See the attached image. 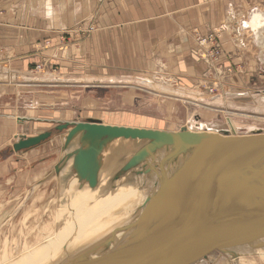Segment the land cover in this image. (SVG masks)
I'll return each mask as SVG.
<instances>
[{"label":"rangeland","instance_id":"rangeland-1","mask_svg":"<svg viewBox=\"0 0 264 264\" xmlns=\"http://www.w3.org/2000/svg\"><path fill=\"white\" fill-rule=\"evenodd\" d=\"M0 2H2L0 3V17H5V20L0 21V84H6L0 85V166L2 165L7 171V173L5 171L2 173L0 168V248L6 244L12 246L18 243L23 244L26 239L35 241L36 234L35 232L30 233V230L36 225L43 228L49 223L50 227L57 228L50 214L58 211L57 209L61 206H68L71 202L66 187L72 181V177H77L81 182L79 188H83L84 181L80 179L78 173L74 175V169H76L74 162L66 174L62 177L57 175L62 165V156L66 153L64 149H68L72 143L66 147L68 131H58L56 126L60 123L84 122L91 116H98L104 119L105 125L159 129L169 132H177L184 127L197 133H201L203 129L222 128L235 129L238 131L236 135L240 136L243 132L244 135L251 132V129H264V32L258 40L254 30L246 25L256 16L264 18V0L246 2L244 7L242 4H233L231 8L229 6L225 22L211 28L212 31L219 33L220 40L224 33L230 36L228 41L231 43V48L228 51L226 48L223 50L221 59V62L225 59L229 60L230 64L227 66L223 65L219 68L209 58L206 57V59V53L199 46L198 39L196 42L194 36L196 30L190 29L195 45L191 50L195 51L194 61L201 62L205 66L204 72L200 73L199 77L188 81L185 79L188 78L187 76L183 78L169 76L166 73L170 70L161 63L151 65L146 62L138 65L141 67L140 70L127 68L126 72L122 70L112 72L111 77L116 78L112 83L93 80L95 78L88 77L90 76L88 73L80 70L81 66L77 67L79 69L65 72L66 74L60 73V64L64 60H69L72 49H76L81 56H85L82 44L76 45L79 43L75 40L76 34L81 35L78 39L82 40L95 31L91 30L95 26L91 25L87 29L73 26L52 33L50 21H37L39 17L45 19V15L47 19L53 16L54 9L58 5H53L52 0H0ZM59 10L61 11L62 7H59ZM40 27L46 28V31L37 32V40L32 41L30 32H35ZM17 31H26L29 36L28 47L32 46L36 51H50L51 53L47 55H51L52 60L43 58L36 64L34 70L30 71L22 72L13 69L14 65H9V59L14 62L19 58L15 57L14 53H11L9 57L4 56L6 48L2 45L8 33L18 37L16 36ZM74 32L77 33L74 34ZM200 35H203L201 31ZM41 64L43 69L38 70L37 66ZM91 65L93 67L96 65L93 60L89 68ZM175 67L171 72L177 74L179 68L177 65ZM118 68L122 67L114 65L110 70ZM92 70L96 74L95 70ZM27 83L43 85L44 87L34 88L37 92L41 90L38 94H43V96L32 98L35 91L29 92V88H25ZM100 85L116 86L107 89ZM125 87H136L131 93L133 100L128 102L129 105L123 102L126 99L123 94L130 91L123 89ZM211 89H215V93H211ZM54 93L59 97L52 98ZM219 97L221 100L215 101ZM42 113H55V116L50 118L59 119V121L47 124L42 121L20 120V118ZM11 115L17 123V137L13 136L10 130L9 125L12 121H8L4 126L7 116ZM6 130L11 131L5 134L7 139L3 136ZM45 131L52 132L50 140L27 151H13L14 143L18 142L22 136H38ZM232 135L235 134L232 133ZM146 143L147 141L144 140L119 139L107 144L104 148H107L109 153L106 163L101 166L97 188L100 187L101 182L107 181L103 192L106 190L108 193L116 188L117 181L123 175L133 178V184L139 183L140 176H143L142 178L146 176L152 182L148 188L147 197L155 194L160 181L157 177L163 174H152L150 177L149 174L140 173L150 168L151 165L157 167L161 165V160L171 153V148H165L163 153H159L160 155L156 153L148 157L128 172L124 171L129 160ZM73 153L69 157H74ZM107 195L111 196V193ZM128 200L127 198L129 205L120 203L122 208H132L134 203ZM25 219L27 223L23 225ZM129 223L130 221L123 224ZM128 232L131 231L124 230L122 225H118L114 230L95 233L89 237L87 242L60 247L56 250L57 252L61 250L60 253L46 252L48 260L43 264H55L51 261L60 263L63 261L61 260L63 254L68 258L73 254L72 251H75L74 254L78 253L83 247H86L83 251H89L90 248L100 246L103 242L118 235L130 242L137 235H128ZM13 250L11 249L12 253ZM238 251L234 252L238 253ZM232 253L227 249L216 251L206 260L203 259L194 264H264L256 248H251L249 251L245 248L240 249L239 255L236 254L240 257L238 259Z\"/></svg>","mask_w":264,"mask_h":264},{"label":"water","instance_id":"water-1","mask_svg":"<svg viewBox=\"0 0 264 264\" xmlns=\"http://www.w3.org/2000/svg\"><path fill=\"white\" fill-rule=\"evenodd\" d=\"M56 129L68 131L66 147L82 133L80 144H88L74 150V165L80 179L87 180L92 189L100 181V155L115 139L147 141L129 160L125 172L163 148L172 151L163 157L161 166L184 157L170 178L164 175L166 180L148 198L146 213L135 225L141 222L150 228L118 249L103 251L99 259L90 261L89 257L81 264H194L227 249L237 239L252 244V231L264 225L263 130L243 136L225 129L197 133L184 127L169 132L105 125L93 118L60 123ZM51 136V131L22 136L13 151L36 148ZM152 168L140 174H148Z\"/></svg>","mask_w":264,"mask_h":264},{"label":"crops","instance_id":"crops-1","mask_svg":"<svg viewBox=\"0 0 264 264\" xmlns=\"http://www.w3.org/2000/svg\"><path fill=\"white\" fill-rule=\"evenodd\" d=\"M52 1L53 5H58V7L54 9L53 16H51L50 19H47V15L44 16L45 19H40L41 17L37 18V21L40 22L50 21V30L52 33H57L67 27L73 26H75V28L80 26L85 29L89 28L91 25L95 26V31L90 33L87 37H84L82 40L78 39L81 38V35H79L77 32H74V34L77 33L75 40H78L77 42H79L76 45L82 44L85 56H81L79 51L72 49L69 60H64L65 62L62 61V64H60V73L66 74L65 72L79 69L77 67L81 66L82 69L80 70H84L86 73H88L90 75L88 77L95 78L93 80H101L103 82L112 83L116 79L113 76L111 77L112 72H121V70L126 72L127 68H130L129 70H140L141 67L138 65L146 62L150 63L151 65L155 63H161V65H164L170 70V72H167L166 75H173L178 78L187 76L188 78L185 79L188 81H193V78L195 79V77H199V74L204 72L205 66L201 62L197 63L194 61L196 56L195 51L191 50L195 45L190 31L192 29L196 30L194 31V36L197 42V39L201 36L200 31L203 33L202 36H206L212 32V27L220 26L225 22L226 13L227 10H229V6L231 8L233 4H242V7H244L246 2L248 3L252 0ZM0 3L2 4V2ZM59 7H62L61 11L59 10ZM2 20H5V17H0V21ZM44 31H46V28L40 27L35 32H30L32 33L30 34L32 41L37 40V32ZM17 32L18 33H16V36L18 37L8 33L6 38L3 40L4 44L2 45L6 48L4 50V56L9 57L11 53H14V56L19 58L14 62H12V59H9V65H14L13 69L22 72L30 71L34 70L36 64H38L43 58L52 60L51 55H47V53H51L50 51H36L33 50L32 46H30V48L28 47L29 36L26 31ZM229 38L230 36L228 33L223 34L222 40H220L223 50L226 48L228 51L231 48V43L228 41ZM191 54H193V56H191ZM46 55L49 56V58ZM86 58H88V60H86ZM92 60L96 64L95 67L97 68L93 67L92 65L91 68L95 70L96 74H94L93 70L89 68ZM226 60L228 59L222 61V64L225 66L230 64L229 60ZM174 62L177 64H174ZM82 65L84 66L82 67ZM114 65L121 66L122 68L110 70ZM175 65H177L179 68L177 69V74L171 72L176 68ZM99 76L101 77L97 78ZM233 81H235L234 78ZM0 85L4 86L6 84L2 83ZM42 86L43 85L28 83L25 84V88H29V92H32L33 90L35 91V93L31 96L34 99H36L38 96H43V94H38V92L41 90L37 92V89H34L35 87L39 88ZM100 86H103L107 89H112L116 85ZM135 88L136 87L123 88L125 90H130L123 94V96L125 95L126 98L123 101L125 105H129L128 102H132L133 98L131 93L135 90ZM53 95L54 96H52V98L59 97L56 93ZM220 100L221 98L219 97L215 101ZM54 116L55 113H42L40 115L33 114L32 117H26V119L30 122L42 121L47 124L49 122L50 124L57 120L59 121V119L54 120L50 118ZM57 117L59 118L58 115ZM90 118L101 120L106 123L102 117L91 116ZM8 121H12V124L8 125L11 127L10 130L12 131V135L17 137V123L13 119L12 115L7 116L4 126L7 125ZM220 130L224 129H208L207 131L216 132ZM251 130V132L246 134H253L260 130L264 131L263 128ZM11 131L6 130L3 136H5L7 132L10 133ZM5 138L7 139L6 136ZM0 168L2 173H4L3 171L5 170L2 165ZM5 173H7V171H5ZM165 178L166 177L164 175H159L157 177L158 181L160 180L159 185ZM149 183L152 184L151 181Z\"/></svg>","mask_w":264,"mask_h":264},{"label":"bare ground","instance_id":"bare-ground-1","mask_svg":"<svg viewBox=\"0 0 264 264\" xmlns=\"http://www.w3.org/2000/svg\"><path fill=\"white\" fill-rule=\"evenodd\" d=\"M246 25L254 30L255 36L258 40H260L261 34L264 32V18L256 16V18H254L248 24L246 23ZM185 128L188 129V127ZM228 131L231 132V135L232 133L235 135L238 134V131L235 129H230ZM82 137V133L77 134L70 147L66 150L64 149L66 153L64 152L65 154L62 156V165H60V172L58 171L57 175L62 177V175L66 174L69 168H71V165L74 162V157L69 159V155L73 153L74 149L76 150L79 147H87L88 143L80 144V139H82ZM117 140L119 139H115L114 141ZM164 149L165 148L158 150L157 155L159 153H163L162 151H164ZM103 150L104 151L99 158V164L101 166L106 163V158L109 153L107 148H104ZM110 158L113 159L112 157ZM183 159L184 157L180 156L165 163L163 166H154V168L150 169L148 174L151 177L152 174L155 175L157 173H162L167 178H170L183 164ZM76 173V169H74L75 176ZM142 177L143 176H140V178H138V184H133V178L124 177L123 175L121 179L117 181L116 188L112 192L108 193L106 190L103 192L107 181L101 182L99 188L92 189L89 186V182L86 180L84 181L83 188H79L81 185L80 180L77 177H72V181L66 187L67 193L71 198V202L69 203L68 201V206H61L60 209H57L58 211L50 214L53 218L52 222H54V224L58 227L56 228L53 225L54 228H52L48 225L49 223L45 225L43 224V228L36 225V227L30 230V233L35 232L36 234L35 241H29L26 239L23 244L18 243L15 246L6 244L4 247H1L0 264H43L46 260H48L47 255L45 254L46 252L50 251L51 254H54L57 252L56 250L62 246H72L74 243L87 242L91 235L107 230H114L117 225L126 223L128 221H130L129 224H122V228L124 230L129 229V231H131L127 233L128 235H137L140 231H146V229L150 228V224L144 225L140 222L137 226H135L140 218L145 215L148 206L146 203L149 198L147 197V194L149 193L148 188L151 183H149V178H146V176H144V178ZM164 180H166V178ZM109 193H111V196L107 195ZM127 198L129 199L128 201L134 203L132 208H129L130 210L127 209L128 207L125 209V207L122 208L120 205V203H122V205L123 203L129 205V203L126 201ZM26 221L27 220L25 219L23 225L27 223ZM154 224L156 223H152V226H154ZM252 232V244H248L246 241H242V239H240L236 243L227 247L228 252H233L232 254H234L235 257L236 254L239 255L240 249L243 250L245 248L246 251H249L251 248H256V251L258 252L257 254H260L261 259L264 260V225L262 228L254 229ZM5 241L7 242V240ZM128 241L129 240L125 237L118 235L113 239L103 242V244L100 246L94 248L92 247V249L90 248L89 251H83V249H86V247L79 249L78 253L75 254V251H72L73 254L68 258L67 256L65 257L63 253H61L63 254L61 256V260L63 261L61 262L59 260L60 263L51 261V263L81 264L80 262L89 257L90 261L97 260L103 254V251L108 249H118L123 244H127ZM11 249H14L13 253ZM235 250H239L238 253L234 252ZM60 251L61 250H59L57 253H60ZM237 255L235 258H240Z\"/></svg>","mask_w":264,"mask_h":264},{"label":"built area","instance_id":"built-area-1","mask_svg":"<svg viewBox=\"0 0 264 264\" xmlns=\"http://www.w3.org/2000/svg\"><path fill=\"white\" fill-rule=\"evenodd\" d=\"M91 30H94V27H92ZM219 37L220 36L218 32L212 31L206 36L201 35L198 38V44L201 48H203L204 52L206 53L205 58H209L212 62H214V65L216 67L221 68L223 66L221 62L223 56V49L221 44L219 43ZM37 69H43V65H38ZM210 91L211 93H215V89H211Z\"/></svg>","mask_w":264,"mask_h":264}]
</instances>
